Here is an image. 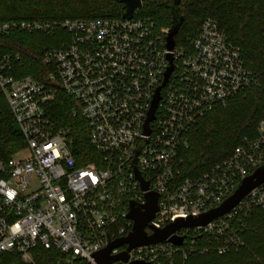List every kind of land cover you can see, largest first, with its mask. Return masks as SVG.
<instances>
[{"label":"built area","instance_id":"obj_1","mask_svg":"<svg viewBox=\"0 0 264 264\" xmlns=\"http://www.w3.org/2000/svg\"><path fill=\"white\" fill-rule=\"evenodd\" d=\"M139 10L129 19L0 25V35L21 31L59 37L58 47L42 55L51 71L46 83L6 76L13 62L0 58V91L25 143L20 155L0 161V255L16 252L23 264H98V253L131 233L130 205L143 211L146 194L157 196V212L144 228L150 237L177 220L218 208L264 166L262 120L254 140H244L200 177L181 179L180 153L188 147L190 129L254 87L257 78L214 19L202 21L187 48L168 52L169 29L156 30L150 19L135 17ZM167 55L172 70L162 86L170 66ZM159 87L153 119L145 125ZM59 93L73 101L71 117L84 122L96 156L89 164L76 162L71 128L57 126L49 116ZM253 209L264 211V184L209 224L133 248L126 263L111 264H174L177 256L190 253L237 250L241 242L235 230ZM172 238H182L181 245H173Z\"/></svg>","mask_w":264,"mask_h":264},{"label":"trees","instance_id":"obj_2","mask_svg":"<svg viewBox=\"0 0 264 264\" xmlns=\"http://www.w3.org/2000/svg\"><path fill=\"white\" fill-rule=\"evenodd\" d=\"M135 17L150 19L155 29H169L172 9L182 18L174 36L176 48H187L206 18L214 19L228 39L239 48L246 69L257 84L232 99L225 109H215L198 120L187 133V149L181 151V179H195L220 163L244 140L256 138V128L264 120V0H141ZM118 0H0V25L15 21H60L121 17ZM58 35L13 31L0 35V58L7 56L12 67L5 71L14 78L31 77L46 83L50 69L42 61L43 52L58 47ZM73 101L63 93L50 103L49 116L59 127L72 130V154L79 166L95 160L84 122L73 118ZM25 143L0 91V161L6 162L23 150ZM235 233L241 242L237 250L223 255L209 251L177 256L174 264H264V211L253 209ZM0 264H23L16 252L0 255Z\"/></svg>","mask_w":264,"mask_h":264},{"label":"water","instance_id":"obj_3","mask_svg":"<svg viewBox=\"0 0 264 264\" xmlns=\"http://www.w3.org/2000/svg\"><path fill=\"white\" fill-rule=\"evenodd\" d=\"M118 2L123 6V19L131 18L133 13L142 7L141 0H118ZM171 14L172 24L165 38V48L168 52H171L173 50L175 46L174 36L177 34L179 27L182 24V18L177 15L174 9H172ZM167 60L169 61L170 66L165 72L162 86L167 81V78L172 70V57L170 55H167ZM161 87H159L155 91V95L153 97V101L145 125H147V123L152 121L153 119V113L156 109L157 102L159 100V91ZM136 177L140 182L141 189L143 191H146L147 184L144 183L138 175ZM261 184H264V166L257 168L250 176L243 179L234 194L228 199H226L218 208L204 215H201L198 218L177 220L175 223L168 225L163 230L155 231L154 234L150 237H147L145 235L144 228L147 226L149 221L153 219L154 214L157 212V196L148 193L145 195V205L143 206V211L139 210L134 204L130 205V212L128 218L133 222L131 233L126 238L111 243L106 249L98 253L95 256L96 262L98 264H111L113 262L126 263L127 252L133 248L161 243L165 241L171 234L179 231L180 229L205 226L211 221L227 214L247 194H249L250 191H252ZM171 243L175 246H180L182 243V238H172ZM122 245H127L126 251L120 253L117 256L109 255L112 249L118 248Z\"/></svg>","mask_w":264,"mask_h":264},{"label":"rangeland","instance_id":"obj_4","mask_svg":"<svg viewBox=\"0 0 264 264\" xmlns=\"http://www.w3.org/2000/svg\"><path fill=\"white\" fill-rule=\"evenodd\" d=\"M21 152H22V150L15 152V153L12 155V157H11V158H13V157H16V156L20 155V154H21Z\"/></svg>","mask_w":264,"mask_h":264}]
</instances>
